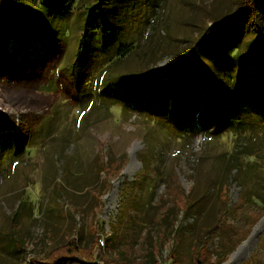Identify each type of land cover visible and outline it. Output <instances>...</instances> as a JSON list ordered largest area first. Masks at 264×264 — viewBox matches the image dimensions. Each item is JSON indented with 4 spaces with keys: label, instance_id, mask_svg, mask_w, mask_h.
Returning a JSON list of instances; mask_svg holds the SVG:
<instances>
[{
    "label": "rangeland",
    "instance_id": "374dc122",
    "mask_svg": "<svg viewBox=\"0 0 264 264\" xmlns=\"http://www.w3.org/2000/svg\"><path fill=\"white\" fill-rule=\"evenodd\" d=\"M99 1L106 8L111 46L132 44L131 56L120 63L119 72L137 73L156 66L164 72L165 65L191 51L213 22L230 16L238 5V0H80L79 4L85 8ZM61 3L50 0L34 8L27 19L13 22L11 32L0 40V264H33L68 242L83 248L88 261L100 264H106L103 257L113 256L127 264H204L206 244L216 260L215 250L234 224L227 207H233L243 193L236 178L251 162L239 155L238 173L227 161L246 141L261 152L259 168L248 171L246 188H264V119L248 112L244 101L231 115L248 127L211 137L202 129L211 132L213 126L200 127L197 117L189 127L171 122L164 113L159 118L147 115L131 104H107V110L105 96L118 92L109 88L110 48L103 41L80 48L78 17L84 10L75 3L69 11ZM54 15L59 26L50 23ZM68 22H74L70 30ZM262 35L259 45L264 44V31ZM88 50L96 55L91 70L75 63L77 54L85 56ZM203 62L202 69L181 66L182 73L191 70L200 76L205 68L222 80L232 74L233 81L238 70L255 72L253 62L237 61L228 46L212 50ZM164 76L172 82V100L199 103L198 81L183 88L180 79ZM154 79L150 74L143 80ZM125 83L133 82L117 87ZM140 87V100L159 106L150 91ZM153 93L167 100L161 92ZM174 101L170 105L167 101V107H175ZM141 158H151L153 165L136 181L139 210L134 219L139 225L134 227L131 214H121V209L134 194L129 182L142 172ZM152 168H158L159 175ZM188 203L192 207L186 213ZM260 224L262 229L252 237ZM248 232L222 264H241L255 253L253 264H264L260 247L264 215Z\"/></svg>",
    "mask_w": 264,
    "mask_h": 264
},
{
    "label": "trees",
    "instance_id": "16d2710c",
    "mask_svg": "<svg viewBox=\"0 0 264 264\" xmlns=\"http://www.w3.org/2000/svg\"><path fill=\"white\" fill-rule=\"evenodd\" d=\"M38 1L0 0V40L6 33L11 32L10 27L13 22L16 25L19 20L27 19L28 16L36 11L34 8H42V5L49 3L50 0ZM53 1L60 3L64 1L63 7L68 8L69 11L74 8L73 5H75V3L76 8L82 7L83 4H79L80 0ZM82 8L84 10L83 12L79 9L81 18L78 17L81 26V35L79 38L80 48L86 45L87 49L92 48L91 44L93 43L91 42L95 41H103L106 49L108 50L110 48L109 54L106 57L107 69H109L108 79L111 81L109 88L114 91L117 90L118 92L116 94L109 93L105 96L103 104L106 105L107 110V104L115 105L116 103H121L122 106H124V104H127V106L131 104L133 108L139 107L138 111H146L145 114L147 115L154 114L159 118V115L164 113L168 115L171 122L174 121L182 125L187 123L189 127L192 126L194 118L197 117L200 127H202L203 124L213 126L214 130L211 132H208L206 128L202 129L206 136L211 137L220 136L221 132L226 129L235 134L237 130L248 127L246 123L242 126V123L237 121L235 115H231L232 110L244 101L248 112L264 119V62L262 60L264 57V44L259 45L261 42L260 36H263L262 32L264 31V0H238L237 8L230 16L220 21L213 22L212 26L198 38L196 46L192 48L191 51H184L182 54L183 57L176 62L165 65L164 72L157 71L159 69L157 66L153 71H143L141 73L127 70L119 72L120 63L126 61V59L131 56L129 53L132 44L122 43L119 46H111V39L108 38L109 30L106 20V8L105 10L103 9L102 2L99 1L95 4H86L85 8ZM50 23L59 26L60 20L54 15ZM73 23L74 22H68L67 27L69 28ZM227 39L229 41L226 42ZM262 41H264V39H262ZM219 46H228L229 54L234 56L237 61L240 60L247 64L253 62L255 68L254 74H249L245 70L241 72L238 70L236 78L232 81L233 77H230L232 74H227L224 78L222 77V80L219 77H213L205 68L203 71L204 75L200 76L193 71L191 72V70H188L187 73H182L184 69H182L181 66H196L202 69L205 56ZM88 52L89 54L85 56L81 55L79 52L75 58V63L79 64L84 69L91 70V68L96 65V55L95 52L90 50H88ZM72 70H76L74 64H72ZM227 72L229 73V71ZM150 74H153L155 78L153 81L158 84H153V81L143 80ZM167 74H171L177 79H180L183 88H186L189 83H196V81H198L196 88L201 94L198 98L199 103L196 105H189L185 101L178 100V98L175 99V101L172 100L170 95L174 93V90L172 89V82L170 79L164 76ZM220 74L221 72H219V75ZM125 81L133 83L132 85L125 83L123 87H117L122 85ZM234 81L237 82V86H235ZM138 82L139 84H137ZM158 85H160L162 89L156 88ZM140 86L150 91V97L155 99V101L152 98L150 99L159 106L151 107L149 102L145 103L143 100H140L143 97L141 96L143 94H140L142 91L139 92L140 96L137 94V91H140ZM154 91L161 92V95L167 97V100L160 98L159 95L155 96L153 93ZM175 94L179 95L180 93L175 92ZM189 98L190 96L187 97V99ZM255 99L257 100L256 103L254 102ZM167 101L169 105L174 101L175 107H167ZM139 104L142 105L140 106ZM157 121H159V119ZM250 142L251 143L246 141L244 146L235 150L238 152V155H233L230 161H227V166L230 167V170L236 169L238 173L242 168L241 162L238 160L239 155L249 158L251 162H248L246 167L242 168L241 178H236V181L240 183L242 187L243 193L240 194L238 201L233 207H227L229 214L234 220L232 229L215 250L216 260H214V255L209 250L208 246H210V244L203 246L202 260L204 264H222L223 261L226 260L227 255L234 251L239 243L248 235V231L252 225L264 215V188H257V185H253L252 188H246L245 185L248 176H251L248 174V171L255 169L256 166L258 167V163H260L261 160L259 159V154L261 152L257 150L258 146L252 144L254 142ZM141 162L142 172L137 175L134 181L129 182L130 189L131 191L134 190V194L121 209V214L126 212L131 214L129 216L130 220L132 219L130 225L134 227L139 225V222L134 219L136 212L139 210L138 204L134 199L138 189L136 181L144 177V174L151 168V165H153L151 158H141ZM106 163L108 164V161ZM152 169L155 175H159L158 168ZM166 197L169 198L172 196L168 195ZM191 205L188 203V206L184 209L186 213L188 209L192 207ZM118 215H120V211ZM129 218L125 217V220ZM116 227L115 224V228ZM113 233L117 234L118 231L113 230ZM260 239L261 253H263L264 232ZM113 242L111 244H113ZM97 243H99V241H97ZM87 256L88 255L83 252V248L76 246L73 242H68L65 245L53 247L46 253V256L34 259L33 264H100L97 263V261H88ZM257 257L258 255L255 253L252 258L241 264H253V261ZM103 258L106 264H127L129 262L120 261L116 256Z\"/></svg>",
    "mask_w": 264,
    "mask_h": 264
},
{
    "label": "bare ground",
    "instance_id": "6f19581e",
    "mask_svg": "<svg viewBox=\"0 0 264 264\" xmlns=\"http://www.w3.org/2000/svg\"><path fill=\"white\" fill-rule=\"evenodd\" d=\"M261 227H262V224H260V226H258V227L255 228V230H254V232H253V234H252V237L255 236V235H256V234L262 229ZM247 242H248V240L245 241V244H243V245H246ZM241 247H242V246H241ZM241 247H240V248H241ZM240 248H239V249H240Z\"/></svg>",
    "mask_w": 264,
    "mask_h": 264
}]
</instances>
